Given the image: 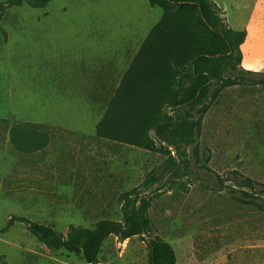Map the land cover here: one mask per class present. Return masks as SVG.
Returning a JSON list of instances; mask_svg holds the SVG:
<instances>
[{
  "label": "rangeland",
  "instance_id": "obj_1",
  "mask_svg": "<svg viewBox=\"0 0 264 264\" xmlns=\"http://www.w3.org/2000/svg\"><path fill=\"white\" fill-rule=\"evenodd\" d=\"M211 1L235 31L255 13L264 24V0ZM161 15L148 0H51L44 9L0 0V264H85L45 248L23 224L2 230L13 217L62 236L70 226L92 230L101 220L121 222L120 196L160 170L164 156L98 139L95 127L127 61ZM125 38L137 41L128 56L115 50L118 69L101 71L110 63L111 41ZM99 70V78L79 77ZM245 81L208 106L190 147V154L198 148L200 166L209 172L195 167L197 179L167 176L150 191L141 189L150 196L151 236L171 246L175 264H264V210L230 192L264 201V86ZM12 124L40 130L48 138L45 149L18 152L9 142ZM98 262L149 264V251L140 237L111 236Z\"/></svg>",
  "mask_w": 264,
  "mask_h": 264
},
{
  "label": "trees",
  "instance_id": "obj_2",
  "mask_svg": "<svg viewBox=\"0 0 264 264\" xmlns=\"http://www.w3.org/2000/svg\"><path fill=\"white\" fill-rule=\"evenodd\" d=\"M50 1L9 0L11 6L25 3L33 9H44ZM148 3L151 8L161 10V19L149 32L109 99L95 127V137L164 156L166 160L160 170L147 174L140 188L120 196L121 222L101 220L92 230L70 226L62 236L51 227L13 217L3 233L15 223L23 224L45 248L77 255L85 264H99L101 247L111 236L122 242L140 237L146 242L149 264L176 263L171 246L151 236L152 223L147 216L150 196H142L141 189L148 192L167 176L172 182L197 179L195 167L208 173L204 165L200 166L198 148L195 146L189 152L208 106L223 90L247 85L245 80L264 86V73L242 69L240 47L246 32L232 30L222 10L212 1L148 0ZM9 142L18 152L29 153L44 150L48 138L40 130L12 124ZM242 183L252 188V181L243 179ZM218 188L225 189L222 185ZM230 192L240 196L232 195L234 200L264 210L261 198L245 191Z\"/></svg>",
  "mask_w": 264,
  "mask_h": 264
},
{
  "label": "crops",
  "instance_id": "obj_3",
  "mask_svg": "<svg viewBox=\"0 0 264 264\" xmlns=\"http://www.w3.org/2000/svg\"><path fill=\"white\" fill-rule=\"evenodd\" d=\"M257 11H259V9H257ZM257 16H258L257 13H255V15L253 14L250 20V24H247L243 27V30L246 32V39L243 45L240 47V50L242 53L241 67L245 71H250L254 73H264V36L262 34V31L264 30V24L257 21L256 19ZM231 29L233 30V28ZM144 40L139 42V47L136 50V53L134 54V56H132L129 59V61H127L128 64H127L126 70L123 72L121 78L126 73V71L129 69L132 61L137 55ZM111 42H113L111 47L105 50V53H107V55L111 54V57H108L109 58L108 61H110V63L105 65L103 69L101 70L103 72H109V73L117 70L119 63H121L120 59H116V57H113V53L115 52V50H120L119 53L120 54L122 53L124 55V56H120V58H126L128 56L127 52L129 48L132 46V44L137 43V41H130V39L128 38H125L117 42L115 41H111ZM116 46H118V49H115ZM101 71L99 70L97 72V75L91 76L89 74H82V75H79V77L99 78ZM95 84H97V82Z\"/></svg>",
  "mask_w": 264,
  "mask_h": 264
},
{
  "label": "water",
  "instance_id": "obj_4",
  "mask_svg": "<svg viewBox=\"0 0 264 264\" xmlns=\"http://www.w3.org/2000/svg\"><path fill=\"white\" fill-rule=\"evenodd\" d=\"M173 156L175 155V150L172 151Z\"/></svg>",
  "mask_w": 264,
  "mask_h": 264
}]
</instances>
